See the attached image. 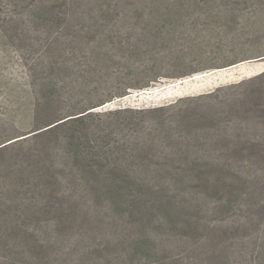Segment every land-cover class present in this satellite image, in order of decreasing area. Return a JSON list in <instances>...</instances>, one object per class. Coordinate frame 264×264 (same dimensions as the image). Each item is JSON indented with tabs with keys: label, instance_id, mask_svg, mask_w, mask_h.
<instances>
[{
	"label": "rangeland",
	"instance_id": "374dc122",
	"mask_svg": "<svg viewBox=\"0 0 264 264\" xmlns=\"http://www.w3.org/2000/svg\"><path fill=\"white\" fill-rule=\"evenodd\" d=\"M263 72L264 0H0V264H264Z\"/></svg>",
	"mask_w": 264,
	"mask_h": 264
},
{
	"label": "trees",
	"instance_id": "16d2710c",
	"mask_svg": "<svg viewBox=\"0 0 264 264\" xmlns=\"http://www.w3.org/2000/svg\"><path fill=\"white\" fill-rule=\"evenodd\" d=\"M263 76H264V72H263ZM160 109H163V108H160ZM160 109H158V110H160ZM88 113L89 112H87L86 114H83V115H79V116H76L77 114H72V115H69L66 117L58 118V119L52 121L51 123H49L48 125H46L42 128L53 125L55 123H57V124L47 128V129H44L38 133H35L34 135L37 136V135L44 134V133H52V132H57V131L62 132L63 131L62 132L63 134L58 137V141H60L61 143L65 142L67 140V134L66 133L68 130H70L72 128L70 125H73L75 122L79 121L82 117L86 116ZM70 116H74V117L68 118ZM65 118H68V119H65ZM61 120H63V121H61ZM79 130L80 129H73V133H75V135H73V133H72L73 139L81 140V135H80L81 131H79ZM75 156L80 157L83 160L87 156V155H85V152L80 147V145L76 149V155ZM84 164H86V163L84 162ZM215 164L218 167L217 170L219 172H239L240 170L258 169V168L264 167V156L263 155H249V156L232 157V158L226 159L223 163L222 162H219V163L216 162ZM59 166L63 172V176L62 175H54L53 176L54 180L51 179V184H55V183L64 184V183L68 182V184L76 183L77 185H81L82 183H84L83 182L84 180H87V182L90 183L93 186V188L96 190V192H95L96 194L99 193L98 192L99 190H102V189L105 190V187H104V185H102V182H105L107 180V178L102 172H100V171L95 172V171H91V170H80V172H78L73 167H69L68 165L60 164ZM200 175L187 174L186 177H181V176L179 177L178 175H173L172 180H173V183H176V184L193 183L194 185L195 184H198V185L199 184H208L212 181L210 177L203 176V174L201 177ZM115 180L118 183H128V185L130 184V182L137 183L139 185H144V184L147 185L152 180L155 182L154 184L161 183V182L164 183V182H166V177H164V176L156 177L155 179L148 180L149 182H147L146 178L139 179V178H134V176L132 177L129 174L128 175L127 174L126 175L120 174V177H116ZM220 180L226 182V179H224V178L223 179L221 178ZM60 192H62V193H60ZM96 194L93 195L94 198H95ZM112 196H114V199H116L120 203H123L126 200L124 194L119 190H114L112 193ZM52 197L55 200H62L64 198H67V199H73L76 201H81L82 199H84V193H82V192L78 193V191H65V190L59 191L58 189H55V190L53 189ZM144 205L146 206L147 204H144Z\"/></svg>",
	"mask_w": 264,
	"mask_h": 264
},
{
	"label": "water",
	"instance_id": "95a60500",
	"mask_svg": "<svg viewBox=\"0 0 264 264\" xmlns=\"http://www.w3.org/2000/svg\"><path fill=\"white\" fill-rule=\"evenodd\" d=\"M66 119H68V118H66ZM61 121H63V120H61ZM61 121H60V122H61ZM55 124H57V123H55ZM55 124H53V125H55ZM53 125H51V126H53ZM51 126H49V127H51ZM49 127H48V128H49Z\"/></svg>",
	"mask_w": 264,
	"mask_h": 264
}]
</instances>
